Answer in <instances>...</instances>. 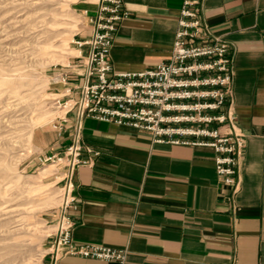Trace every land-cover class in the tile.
Instances as JSON below:
<instances>
[{
	"label": "crops",
	"instance_id": "crops-1",
	"mask_svg": "<svg viewBox=\"0 0 264 264\" xmlns=\"http://www.w3.org/2000/svg\"><path fill=\"white\" fill-rule=\"evenodd\" d=\"M204 4L213 32L236 46L232 107L247 140L240 190L235 202L226 199L212 148L153 143L147 131L85 118L82 140L101 154L76 170L73 238L125 248V264H264V0ZM181 6L182 0H125L130 14L109 56L114 71L139 72L167 61ZM81 7L89 19L97 4L81 0ZM90 29L88 21L79 39L89 38ZM78 49L76 57L87 52ZM68 65L69 72L81 71ZM70 78L73 88L82 82ZM75 90L65 99L77 97ZM55 124L32 131L36 158L70 142L69 131L60 133ZM45 261L120 264L77 255Z\"/></svg>",
	"mask_w": 264,
	"mask_h": 264
},
{
	"label": "built area",
	"instance_id": "built-area-1",
	"mask_svg": "<svg viewBox=\"0 0 264 264\" xmlns=\"http://www.w3.org/2000/svg\"><path fill=\"white\" fill-rule=\"evenodd\" d=\"M95 1L97 8L88 19L91 34L75 41L79 48L87 47L77 56L82 82L73 88L68 74L58 78L65 90L56 103L64 113L55 118V126L60 133L69 131L71 140L62 151L38 156L41 164H52L62 173L52 263L67 255L120 264L127 258L125 248L78 244L73 238L70 210L77 207L76 170L92 165L101 154L82 140L87 117L147 131L153 143L212 148L219 180L231 202L242 182L247 140L232 107L236 46L213 32L204 0H182L170 58L139 72L114 71L109 57L119 24L130 14L125 0ZM73 90L78 96L65 99Z\"/></svg>",
	"mask_w": 264,
	"mask_h": 264
},
{
	"label": "rangeland",
	"instance_id": "rangeland-1",
	"mask_svg": "<svg viewBox=\"0 0 264 264\" xmlns=\"http://www.w3.org/2000/svg\"><path fill=\"white\" fill-rule=\"evenodd\" d=\"M81 0H0V264L51 258L62 173L34 153V128L64 111L61 74L80 60ZM77 68H80L77 66ZM81 69V68H80Z\"/></svg>",
	"mask_w": 264,
	"mask_h": 264
}]
</instances>
